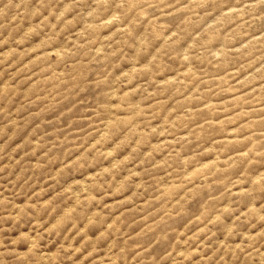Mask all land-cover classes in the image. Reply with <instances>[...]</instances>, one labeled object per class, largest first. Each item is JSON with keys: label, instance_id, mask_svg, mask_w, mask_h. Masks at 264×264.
I'll use <instances>...</instances> for the list:
<instances>
[{"label": "rangeland", "instance_id": "obj_1", "mask_svg": "<svg viewBox=\"0 0 264 264\" xmlns=\"http://www.w3.org/2000/svg\"><path fill=\"white\" fill-rule=\"evenodd\" d=\"M0 264H264V0H0Z\"/></svg>", "mask_w": 264, "mask_h": 264}]
</instances>
